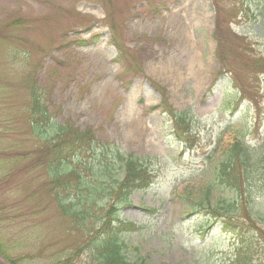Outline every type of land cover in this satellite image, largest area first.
Returning <instances> with one entry per match:
<instances>
[{"label":"rangeland","instance_id":"1","mask_svg":"<svg viewBox=\"0 0 264 264\" xmlns=\"http://www.w3.org/2000/svg\"><path fill=\"white\" fill-rule=\"evenodd\" d=\"M216 3L222 24L264 59V0ZM215 17L213 0H0V241L13 264H98L88 233L99 227L81 231L64 217L45 168L35 164L39 142L28 130L32 85L44 93L57 124L91 129L98 140L153 160L151 187L117 210L121 220L144 226L124 235L130 262L232 264L240 239L220 229V217L206 228L203 219L213 216L205 209L209 200L242 214L250 264H264L262 173L253 168L238 193L209 187L237 142L264 152V72L236 64L232 79L217 78ZM112 25L129 61L111 46ZM90 36L99 43L68 46ZM238 82L257 108L247 100L237 106ZM160 90L177 112L191 111L198 136L193 151L182 152L167 117L151 110L162 102ZM0 264L10 263L0 256Z\"/></svg>","mask_w":264,"mask_h":264},{"label":"trees","instance_id":"2","mask_svg":"<svg viewBox=\"0 0 264 264\" xmlns=\"http://www.w3.org/2000/svg\"><path fill=\"white\" fill-rule=\"evenodd\" d=\"M216 1L213 0L216 15L213 39L217 44L216 58L220 62L217 78L230 74L232 79L236 64L242 65L252 74L264 72V59L245 48L242 45L243 38L233 34L229 30V24L228 27L227 24H222L223 8ZM111 31L114 32L111 45L119 51L120 59L129 61L123 46L118 42L114 25ZM89 39H79L68 46L76 44L78 47H90L99 42L98 37L92 36ZM128 58L132 61L134 69L139 70L133 62L134 58ZM214 87L215 84L212 83L209 91L213 92ZM235 88L237 106L247 100L257 108L256 100L246 85L238 82ZM3 91L6 92L5 89ZM160 91L163 93V100L151 110H159L167 117L168 122L172 124V137L183 151L194 150L198 136L193 129L191 111L177 112L165 97L163 90ZM246 95H249V98ZM30 102L28 130L31 138L39 142L35 164L45 168L49 191L53 194L58 210L81 231H88L89 227L94 225L99 227L97 232L88 233L91 237L89 247L92 248L98 264H138L130 262L124 254V235L139 233L144 226L121 220L117 210L119 204L126 203L134 192L151 187L154 181L153 160L132 153L127 154L108 140L100 141L91 129L81 130L71 122L57 124L48 111L44 93L35 85L30 89ZM253 168L258 169L264 176V152L255 154L250 148L244 147L242 142L236 143L212 173L209 187L238 193L246 186L245 183L251 182ZM199 205L203 207L204 203ZM205 209L213 215L203 219L208 225L207 229L213 227L216 217H220L221 219L217 220L220 229L240 239L241 243L236 249L232 264H250L245 237L241 232L242 214L237 209L221 211L212 206L209 200ZM144 211L150 215L157 214L155 209ZM261 236L264 237V233H261ZM3 249L0 241V256L13 264L12 258Z\"/></svg>","mask_w":264,"mask_h":264}]
</instances>
